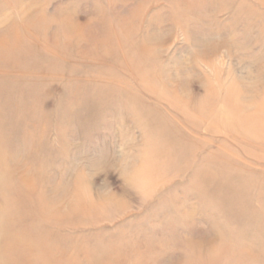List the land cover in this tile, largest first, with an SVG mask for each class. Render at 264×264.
Here are the masks:
<instances>
[{
	"label": "rangeland",
	"instance_id": "rangeland-1",
	"mask_svg": "<svg viewBox=\"0 0 264 264\" xmlns=\"http://www.w3.org/2000/svg\"><path fill=\"white\" fill-rule=\"evenodd\" d=\"M0 264H264V0H0Z\"/></svg>",
	"mask_w": 264,
	"mask_h": 264
}]
</instances>
